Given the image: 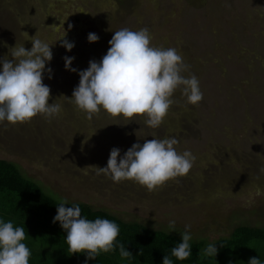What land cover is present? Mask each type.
Wrapping results in <instances>:
<instances>
[{"label": "rangeland", "instance_id": "374dc122", "mask_svg": "<svg viewBox=\"0 0 264 264\" xmlns=\"http://www.w3.org/2000/svg\"><path fill=\"white\" fill-rule=\"evenodd\" d=\"M122 28H146L153 46L176 48L189 66L183 74L199 80L202 101L187 104L178 90L155 129L145 118L128 121L103 110L87 119L70 100L79 72L102 60ZM37 32L52 46L43 76L49 103L57 100L62 110L51 119L0 123V159L61 201L181 238L190 225L191 242L212 244L239 226L264 227V0H0V61L12 59L16 44L31 50ZM89 33L98 41L90 43ZM65 57L74 58L75 72L66 70ZM164 138L177 139L176 150L190 151L195 161L186 175L151 191L87 168L106 167L113 148L122 158L133 144Z\"/></svg>", "mask_w": 264, "mask_h": 264}, {"label": "clouds", "instance_id": "9594fccd", "mask_svg": "<svg viewBox=\"0 0 264 264\" xmlns=\"http://www.w3.org/2000/svg\"><path fill=\"white\" fill-rule=\"evenodd\" d=\"M29 39L33 44L31 50L16 44L10 49L12 59L0 61V123L23 124L37 116L51 119L62 110L57 100L49 103L51 90L43 83L46 62L53 58L52 46L39 39L38 32ZM98 39L96 34L89 33L90 43ZM151 41L146 28L117 30L102 60L90 61L89 67L79 72L80 82L70 100L87 119L91 120L103 110L113 118L123 117L128 121L145 118V125L155 129L168 115L178 90L187 104L198 105L202 101L199 80L195 74H183L189 66L176 48L156 47ZM62 46L70 52L75 45L64 39ZM64 59L66 70L75 72L76 69L71 67L74 58ZM48 72L51 73V69ZM177 144L175 138L147 139L142 145L133 144L122 158L120 150L113 148L106 167L87 168H94L97 174H104L115 183L135 181L151 191L186 175L192 168L195 156L188 150L178 152ZM66 203L62 201L57 206L53 223L59 222L67 234V253H86L87 260H95L101 252L115 250L120 233L117 223L108 219L82 218L78 205L65 207ZM190 227L185 225L182 242L171 249V256L176 260H187L192 254ZM169 228H175V221L169 223ZM25 239L23 227L0 220V264H29L31 251L24 243ZM118 247L122 258L132 256L122 243ZM203 255L216 257V246L209 244ZM163 264H173V260L165 255ZM249 264H261V261L251 258Z\"/></svg>", "mask_w": 264, "mask_h": 264}, {"label": "trees", "instance_id": "16d2710c", "mask_svg": "<svg viewBox=\"0 0 264 264\" xmlns=\"http://www.w3.org/2000/svg\"><path fill=\"white\" fill-rule=\"evenodd\" d=\"M61 202L23 174L17 164L0 159V220L24 228V243L31 251L29 264H163L165 255L173 260V264H249L251 258L260 259L264 264V227L235 228L229 237L212 243L217 248L216 257L203 255V250L211 244L208 241H190L191 256L179 261L171 256V249L182 242L181 237L125 221L86 203H66L65 207L78 205L82 218L108 219L120 228L114 251L101 252L95 260H87L86 253H67V234L59 222L53 223ZM121 243L131 257L120 256L118 245Z\"/></svg>", "mask_w": 264, "mask_h": 264}]
</instances>
